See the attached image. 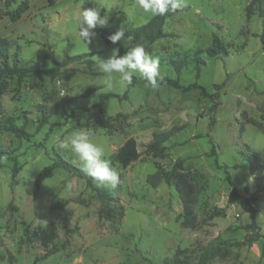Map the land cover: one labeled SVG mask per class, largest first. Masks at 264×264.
<instances>
[{
    "label": "rangeland",
    "instance_id": "rangeland-1",
    "mask_svg": "<svg viewBox=\"0 0 264 264\" xmlns=\"http://www.w3.org/2000/svg\"><path fill=\"white\" fill-rule=\"evenodd\" d=\"M25 1L28 9L19 19L7 15L0 20V38L14 43L9 64L16 59L19 67L50 68L65 53H92L93 64L91 70L83 62L67 64L54 79L36 73L21 81L0 77V148L13 152L0 168V264H162L167 258L197 264L199 247L209 243L214 251L218 247L209 264H264V192L255 186V177L264 176V151H258L264 148V22L257 15L246 18L250 0H187L188 7L163 25L171 36L147 52L160 62L158 87L134 77L127 88L114 81L111 89L96 59H108L113 49L124 55L128 38L108 45L97 36L87 50L72 17L80 6H96L102 17H109L108 25L123 13L121 28L130 30L153 16L139 9L137 0H0V11L13 13ZM213 35L227 56H207ZM197 51L204 61L198 78L192 60ZM177 58L186 61L180 73L169 64ZM193 83L206 96L200 89L185 91ZM107 94L115 96L103 98ZM66 97L78 98L39 126L41 113ZM7 118L18 126L26 119L30 140L4 131ZM102 119L108 127L101 126ZM180 125L185 128L165 143V156L155 160L166 170L179 163L170 185L148 179L156 169L144 145L153 132ZM75 126L92 129L96 142L105 146L106 158L120 175L116 189L95 182L87 187L84 180L56 169L36 190V175L55 154L81 169L73 154L58 147L59 138ZM128 138L135 140L140 156L121 168L112 156ZM184 184L194 190L195 228L181 225L176 186L182 190ZM231 188L256 198L249 204L252 212L230 203ZM97 190L113 200L102 204ZM102 207L110 211L111 221L99 215ZM38 220H47L48 226Z\"/></svg>",
    "mask_w": 264,
    "mask_h": 264
},
{
    "label": "trees",
    "instance_id": "trees-1",
    "mask_svg": "<svg viewBox=\"0 0 264 264\" xmlns=\"http://www.w3.org/2000/svg\"><path fill=\"white\" fill-rule=\"evenodd\" d=\"M10 0H4V3L7 4ZM50 4H53V1L50 0ZM96 6L87 5L85 9L95 8ZM28 9V2L21 3L18 8L10 14L4 13L0 11V20L7 16L15 21L21 17V15ZM176 14V13H175ZM174 14H166L164 16H153L147 23L138 26L136 28H132L130 30H124L121 28V23L124 19L123 13H120L118 17L111 20L110 24L106 27L100 28L97 27L94 31L97 33V36L108 45H113L107 40V36L115 33L117 30L124 31V37L130 38L133 45L140 44L143 45L145 51L148 52L151 46L162 38L171 36L163 30V25L167 18L173 16ZM252 15H257L264 22V0H250L248 5L245 7V16L249 19ZM102 16V15H101ZM118 44V43H117ZM116 44V45H117ZM14 43L12 40L7 38H0V77L1 76H10L16 77L17 81H21L24 78L28 77L31 74H42L50 79H54L60 70L64 68L67 64L73 62H83L87 65L88 69L91 70V66L93 64V60L89 59L92 53H86L78 56H69L65 53L64 58L60 62L54 61V65L50 68H43L37 64H32L26 67H19L18 61L13 59L11 64H9V51L13 48ZM208 57H217L219 55L227 56L228 51L225 48L224 44L221 43L220 39L216 36H212L211 44L205 50ZM124 51L120 49V55H122ZM201 51H197L193 56V62L195 64L196 76L198 78L200 67L204 64V61L200 58L199 54ZM15 58H18V50L16 49L13 53ZM169 64L174 68L177 73H180L182 68L186 65V61L184 59H171L169 60ZM134 80V79H133ZM172 86L177 88L179 85L177 82H170ZM190 89H200L201 95L206 96L205 90L200 87L197 83L189 84L185 87V91H189ZM110 96H115L112 94L104 95L103 98H107ZM78 97H66L60 99L55 104H53L48 111L42 112L41 117L39 119L38 125L43 126L48 122V120L58 114V112L64 109L69 104L73 103ZM102 104V103H100ZM102 127H108L107 121L102 119L100 121ZM26 119L25 122L18 126L15 124L13 118H7L6 125L2 128L4 131L13 134L18 139L30 140L32 135L25 131ZM110 128V127H109ZM185 127L183 125L180 126H172L168 130L153 132L151 135L150 141L144 145L143 153L145 155H149L154 159L155 165V173L149 175L148 179L159 178L163 180L167 185H170L171 180L174 176L175 170L179 167V163H174L171 170L162 169L158 162L155 160L162 159L165 156L167 146L165 143L171 139L174 135L182 131ZM109 132H112V130ZM13 154L10 149H1L0 148V168L4 161L9 160L11 155ZM241 155L245 157V160H250L249 156L245 152H241ZM140 156V153L137 151L136 143L133 138H128L125 142L117 149V151L112 156V161L117 163L121 168H126L133 162H135ZM56 169H62L67 172L71 178H78L84 180L87 187L92 188L93 180L89 176H87L80 168H76L58 154H55L50 165L44 167L35 177L34 186L36 190L40 187L42 182L53 176V173ZM17 173L16 169L12 170V175L15 176ZM256 178V190L257 192H264V176H257ZM177 187V193L180 195V200L182 203V220L181 225L185 228H195L196 219L193 213V206L195 204L194 198V190L192 186L189 184H184L183 189H179ZM96 195L101 201L102 204L107 201L113 200L111 197L107 196L105 190H97ZM230 203L236 204L240 208L252 212L250 209V203L255 202V197H244L231 188L230 191ZM68 204L65 201L62 204H58L57 208H61ZM119 209L122 210V207L119 206ZM99 215L105 218L107 221L112 220V216L110 211L104 209L103 207L99 211ZM52 225L50 226V228ZM220 244H227L226 241H222ZM218 247H216L217 249ZM216 249L212 248V244L209 243L206 246L199 247V258L197 264H209L210 260L213 258ZM218 250V249H217ZM162 264H177L174 263L169 258L165 259Z\"/></svg>",
    "mask_w": 264,
    "mask_h": 264
},
{
    "label": "clouds",
    "instance_id": "clouds-1",
    "mask_svg": "<svg viewBox=\"0 0 264 264\" xmlns=\"http://www.w3.org/2000/svg\"><path fill=\"white\" fill-rule=\"evenodd\" d=\"M137 4L139 9L152 16L175 14L188 7L187 0H137ZM100 9L95 7L81 10L80 6L72 17L78 41L87 50L97 39L94 30L108 25L109 17L107 15L102 17ZM123 38V30H117L107 36V40L113 45ZM124 46L127 48L124 55H118L119 49H113L108 59H96L106 88L111 89L114 81H118L121 88H127L133 83L134 77L143 79L152 88L158 87V81L163 79L159 59L147 53L143 45L131 46L129 38L124 40ZM58 147L73 154L79 161L81 170L92 178L98 187L114 190L119 185L120 175L112 166L110 159L106 158L105 146L96 142L92 129L75 126L68 135L59 138ZM258 151H264V148H259ZM71 187L69 183L67 185L69 192ZM38 223L44 227L48 226L47 220H38Z\"/></svg>",
    "mask_w": 264,
    "mask_h": 264
},
{
    "label": "crops",
    "instance_id": "crops-1",
    "mask_svg": "<svg viewBox=\"0 0 264 264\" xmlns=\"http://www.w3.org/2000/svg\"><path fill=\"white\" fill-rule=\"evenodd\" d=\"M153 173H155V171ZM153 173H151L150 175H152Z\"/></svg>",
    "mask_w": 264,
    "mask_h": 264
}]
</instances>
